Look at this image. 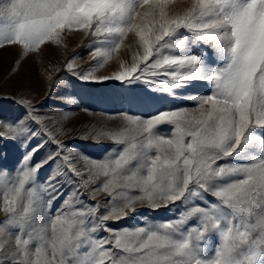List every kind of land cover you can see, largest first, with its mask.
Returning <instances> with one entry per match:
<instances>
[{"label":"snow or ice","instance_id":"6c2138e0","mask_svg":"<svg viewBox=\"0 0 264 264\" xmlns=\"http://www.w3.org/2000/svg\"><path fill=\"white\" fill-rule=\"evenodd\" d=\"M184 2L174 10L172 0H0V21H7L0 23V48L22 45L28 54L46 42L59 45L66 29H77L104 35L109 49L90 55L107 59L134 33L142 53L130 66L80 78L146 84L126 89L139 105L156 99L151 90L186 98L177 110L144 114L150 118L123 115L125 132H100L117 144L126 143V132L143 135L139 144L133 135L114 160L79 156L78 168L55 138L59 130L46 134L57 150L44 159L33 162L45 141L27 148L17 178L4 185L11 198L3 200L0 264H264V0ZM172 49L183 51H166ZM18 103L26 118L0 121L9 133L0 139L24 146L38 135L27 121L39 124L40 117L30 100ZM162 124L174 130L156 131ZM57 158L64 171L38 190L36 174ZM7 175L0 169V185ZM62 185L70 186L67 195ZM97 193L111 198L104 202L107 214L98 216L101 205L85 202ZM176 201L186 207L171 222L135 230L107 223L127 218L126 210L135 213L138 202L155 211Z\"/></svg>","mask_w":264,"mask_h":264},{"label":"rangeland","instance_id":"374dc122","mask_svg":"<svg viewBox=\"0 0 264 264\" xmlns=\"http://www.w3.org/2000/svg\"><path fill=\"white\" fill-rule=\"evenodd\" d=\"M185 7L184 0H172L170 9L181 10ZM7 21H0L6 23ZM184 31V30H181ZM62 40L59 45L52 42H46L41 45L39 50L25 54L22 45H9L0 48V121L14 122L17 118H26L25 108L18 103L22 99L31 101L35 106L40 117V123L36 124L27 121L32 128L38 129V135L35 139H30L21 146L19 139H0V169H6L9 175L5 176L4 183L0 185V220L7 215L3 208L5 195H9L7 188L11 186L13 180L17 177L15 170L20 167L24 153L27 148L45 141L44 146L33 157V162L44 159L49 153L57 150L55 143L47 142V133L55 135L57 130L61 134L55 135V138L66 145L65 152L70 153L69 159L82 169V162L77 163V157L102 161L105 159L114 160L121 154V149L127 147V142L132 140L135 135L137 144L143 139L139 133L126 132V143L117 144V142L100 132H125L121 127V117L125 114L140 115L145 117V113L156 114L157 110H177L185 106V97L174 99L167 93L153 91L156 99H153L147 105H139L131 102L132 93L128 88L147 89L148 85L139 84L128 86L122 82L96 81L94 79L82 80L80 77L91 71L94 76L111 75L115 71L121 70V65L130 66L133 56L142 53V49L137 47L139 38L134 33H129L124 38L121 47L110 58L96 57L90 55L97 47L107 51L110 47L106 43V37L101 35L94 37L90 33L82 30L66 29L62 33ZM111 39V38H107ZM165 39H168L167 37ZM171 51L173 54H180L181 51ZM195 52V48L188 49ZM73 62L72 70L67 69V64ZM152 60H149L150 64ZM97 65H103L97 67ZM141 68L144 67L142 64ZM163 71V70H161ZM48 76L52 78L49 79ZM169 79V77H160ZM158 87H160L158 85ZM198 92L203 93L202 84L197 88ZM191 106V105H189ZM161 129L166 131L174 130L170 124L156 126V131ZM0 134L8 135V129L0 124ZM167 138V137H166ZM233 163H241L238 160H232ZM218 163L224 164L225 160ZM64 171L62 161L57 158L42 167L36 174L35 186L40 188L48 187L49 183H54L57 173ZM87 179V175L84 177ZM100 177V180H103ZM100 180L96 181L98 185ZM74 183H80V180L74 178ZM28 185H26V188ZM70 186L62 185V191L65 195L70 191ZM9 198L11 196L9 195ZM64 197L61 196L53 205L52 211H56V206ZM111 198L104 193H97L95 199L86 200L89 206L101 205L97 215L107 214L104 202ZM26 204V200L24 201ZM117 203H119L117 201ZM196 203H199L197 201ZM79 205H75L72 210H77ZM136 212L128 211L127 218L121 217L118 221H108L114 230H123L127 227L129 230L144 226L147 227L150 222H171L178 218L185 210L186 205L181 201L175 204H169L167 208L160 207L158 210H151L144 203H137ZM65 207L62 211H67ZM145 214L147 219H145ZM189 224H195L190 220ZM101 235L111 236V233H101Z\"/></svg>","mask_w":264,"mask_h":264}]
</instances>
